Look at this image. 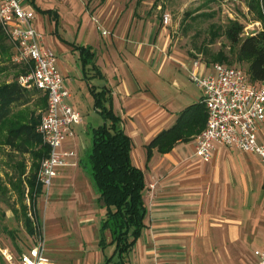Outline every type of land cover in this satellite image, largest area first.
Returning <instances> with one entry per match:
<instances>
[{"label": "crops", "instance_id": "crops-1", "mask_svg": "<svg viewBox=\"0 0 264 264\" xmlns=\"http://www.w3.org/2000/svg\"><path fill=\"white\" fill-rule=\"evenodd\" d=\"M122 1L101 0L102 5L95 11L97 24L100 23L108 34L99 35L93 25L87 29L83 25L84 18L81 25H77L78 31L84 30L82 43L77 46L93 50L96 69L88 66L82 69L78 51L68 42L64 43L73 59L66 57L63 62L56 57V68L70 93L68 103L81 116L75 126L83 125L87 131L88 124L98 127L104 123L94 108L91 90L109 89L112 110L131 140V161L144 175L145 228L122 264H240L251 245H258L257 249L264 244V170L261 169L263 180L254 184L256 189L251 185L248 190L247 184L237 182L236 161L242 158L254 162L255 159L261 166L256 156L250 157L240 151L232 156L230 149L218 145L214 146L208 163L195 156V138L205 128L207 115L202 93L189 80V74L195 72L205 76L214 63L206 62L201 56L192 57L176 51L168 56L155 54L150 44L157 31L152 27L144 36L143 24L134 20V8L129 12L120 10L119 16L112 18L114 8L119 9ZM138 4L136 1L135 7ZM24 8L33 12L36 7L29 0ZM67 8L71 10V6ZM47 10L52 11L35 9L41 16L54 19L56 31L60 15L57 10L52 14L41 12ZM38 24L39 18L34 14L32 27L42 34ZM163 35L161 31L159 38ZM43 46L47 48L44 38ZM196 60L199 63L194 66ZM96 80L98 85L93 84ZM83 82L92 99L91 108L97 115L92 117L87 113V123H83L81 103L74 99L78 91L82 94ZM198 107L201 109L197 110ZM177 125L179 136L171 149L162 153L153 147L148 154L150 142ZM92 128L95 127L90 130ZM263 132L264 123L257 134L261 144ZM73 133L74 136L62 145L64 151L75 153L74 147L80 144L74 139V130ZM68 162L52 183L55 190L63 193L53 196L56 215L51 227L53 239L45 243L46 255L56 264H117L116 256L106 263L113 254L112 251L105 255V249L112 246L107 245L110 242L108 232L104 234L106 245H99L104 211L90 171L83 167L81 172L82 162L76 166L74 158ZM243 164L248 166V163ZM75 169L80 171L78 175L71 173ZM232 177L237 183L230 182ZM149 185H154L152 191L148 190ZM241 199H245V204ZM32 236L28 241L24 239L23 243H18L16 240L4 248L17 255L31 246Z\"/></svg>", "mask_w": 264, "mask_h": 264}, {"label": "rangeland", "instance_id": "rangeland-1", "mask_svg": "<svg viewBox=\"0 0 264 264\" xmlns=\"http://www.w3.org/2000/svg\"><path fill=\"white\" fill-rule=\"evenodd\" d=\"M100 1L101 0H34V6L36 8L33 9V12L36 17L39 18L40 24L38 25L40 27V32L43 34L45 45L54 52L55 57H57L59 61L61 60L64 62L66 57H70L71 59L74 57L71 56L70 51L67 50V45H65V43L68 42L71 46H77L82 43L84 30L78 31L77 25H81L83 18V25L88 27L87 29H89L91 25H93V29H95L96 26V32L102 36L101 31L103 29L100 23H94L92 20V18L95 17L96 9L102 5ZM136 1L137 0H123L119 9L114 8L115 13H113L112 18L115 16L116 19L120 14V10L129 12L130 9L134 8V20L136 23L143 24L144 36L152 27H155L157 31L154 42L150 44L155 54L168 56L171 55L173 51H176L187 56H201L206 62H210L211 58L222 54L223 56H220L219 61H214L212 63L240 67L245 71L248 70L246 63L237 61L235 47H231L227 39L222 35V31L231 21L242 24L243 37L259 31L261 25L254 20L256 13L250 10L249 7L253 0H143L135 7ZM68 6H71V10L68 8L66 9ZM37 8H40V10H42V8L52 9L51 14L54 10L58 11L60 19L56 31L54 30V19L51 18L50 20L47 16H41L35 11ZM164 13H169L171 16V22L167 26L162 23V16ZM212 26H214V28H212ZM120 29L119 27L118 31H121ZM51 31L56 35H53ZM161 31L164 32V35L162 38H159ZM213 35H215V37ZM2 43L3 47L5 45L8 48V41ZM13 51L14 48L10 49L9 53L6 55L3 49L0 48V86L16 81L20 75H23L18 74L22 70H25V68H23L24 63L15 64L11 61L12 55L14 54ZM9 54H11L10 57H8ZM222 58L223 60H221ZM93 84L98 85L99 81L96 80ZM33 90L34 89L29 90L32 92L30 93L32 94L30 102L27 105L15 107L13 111L14 116L11 119L16 121L18 118L26 120L31 117L36 121L35 127H37L45 109L43 102L41 103L40 101L45 94L42 91L38 90L33 92ZM81 93L82 94L78 91L74 99L81 103L83 108V123H87L89 121V118L86 116L87 113L92 117L97 115L95 111L92 110L93 107L91 108L92 99L85 82L81 85ZM89 104L90 109L87 111L86 108ZM84 127L83 125H74L73 128L75 132L74 139L80 143L78 146L74 147L76 157L73 158L76 162V166H78L77 163L79 164L80 161L82 162L80 167L81 172H83V167H85L87 171H90L88 161V155L92 145L90 127L97 126L93 123L88 124L87 131H84ZM5 135V129L0 127V248L10 247L11 242L16 243V240L18 243H23L25 240H29L30 235H36L38 233L44 235L45 243H47L53 239L51 227L54 215H56V213L54 214L55 206L53 203L55 197L53 196L61 195L60 193L63 192L55 190V185L53 184L47 192L42 189L43 195L40 196L39 194V196L34 197L35 201L33 204L29 196V187L27 184L30 172H32L33 158L31 153H40L43 142L32 143L28 146L27 152H18L4 144ZM260 141L264 144V132ZM229 152L232 156L236 153H240L235 150H229ZM249 156L251 157V155ZM243 163H248V166ZM39 167L36 172L37 183ZM236 168H238V181L232 177L229 179L232 183L233 180L235 183L240 181L243 184H247L249 190L251 189V185L255 188L254 184L263 180L262 166H259L255 159L254 162H251L250 160L239 158L236 161ZM78 172L80 171L77 169L71 171V173L77 175L79 174ZM254 178L256 180H254ZM66 192L65 190L64 193L66 194ZM241 200L243 203L245 199ZM24 207L26 209H23ZM24 216H27L32 222L34 228L32 234L24 230ZM5 230L8 232H5ZM255 247H258V245H251L250 252L247 254L244 253V259L240 261V264H256L257 260L253 254ZM112 251L113 247L108 246L105 249V255H110ZM64 257L65 255L60 258ZM49 258L52 260L53 264H56L51 257ZM64 261L65 259H62V262ZM0 264H6L1 258V255Z\"/></svg>", "mask_w": 264, "mask_h": 264}, {"label": "built area", "instance_id": "built-area-1", "mask_svg": "<svg viewBox=\"0 0 264 264\" xmlns=\"http://www.w3.org/2000/svg\"><path fill=\"white\" fill-rule=\"evenodd\" d=\"M28 2L0 0V26L14 48L11 61L30 66V71L20 75L17 83L26 90H40L46 96L36 133L48 148L37 177L47 192L60 169L75 157L74 152L64 151L62 145L74 136L73 126L81 121V116L68 103L70 93L56 68L55 55L43 46V34L32 27L34 14L24 8ZM92 20L98 22L96 18ZM170 22V14L164 13L162 23L167 26ZM101 33L108 34L103 30ZM198 63L193 62L194 66ZM189 80L200 89L207 115L205 128L195 138V156L208 163L214 146L218 145L256 156L264 169V144L257 141L264 123V80L252 82L244 69L220 63H214L205 76L191 72ZM153 188L154 185H149L148 190ZM253 254L256 264H264V244ZM0 255L6 264H51L44 235L40 233L31 237V246L26 251L13 255L7 248H0Z\"/></svg>", "mask_w": 264, "mask_h": 264}, {"label": "trees", "instance_id": "trees-1", "mask_svg": "<svg viewBox=\"0 0 264 264\" xmlns=\"http://www.w3.org/2000/svg\"><path fill=\"white\" fill-rule=\"evenodd\" d=\"M141 1L143 0H137V3ZM249 7L250 10L255 11L254 20L260 23L261 29L243 37L242 24L231 21L224 27L222 35L232 48L235 47L237 61L247 64L250 81L259 82L264 80V0H253ZM41 12L51 14L48 10ZM5 41L9 42L0 26V48L7 55L13 45L9 42L8 48L5 45L3 47L2 42ZM74 47L78 51L82 69L86 66L96 69L93 50L88 46ZM10 56L11 54L8 57ZM220 56L223 55L214 56L211 62L219 61ZM29 67L24 64L25 70L18 75L29 72ZM36 91L38 90H33V92ZM30 93L32 92L21 87L17 80L0 86V127L4 128L6 133L4 144L18 152H27L29 145L42 142L41 137L35 131L36 121L31 117L26 120L11 119L14 116L15 107L24 106L30 102L32 95ZM91 95L95 110L104 120L102 125L90 130L92 145L88 155L91 181L104 211L99 229V245L102 247L106 245L104 234L108 232L110 242L107 245L113 246V254L106 259V263L116 256L117 264H122L145 228L147 207L144 202L146 192L144 175L131 161V140L125 134L119 117L112 110L110 90L105 87L99 91L91 90ZM40 101L46 106V96H43ZM199 109L201 107L197 108ZM177 127L178 125L158 134L147 146L148 154L153 147H157L162 153L169 151L176 137L179 136V133H176ZM31 155L33 158L32 172H30L27 184L30 199L34 204V197L39 194L43 195L42 187L36 180V172L40 161L48 155V148L42 144L40 153L33 152ZM23 224L26 232L32 234L34 228L27 216H24ZM5 232L8 231L5 230Z\"/></svg>", "mask_w": 264, "mask_h": 264}]
</instances>
